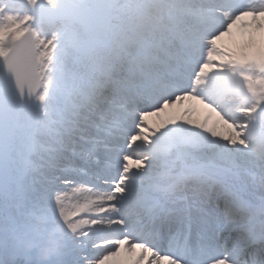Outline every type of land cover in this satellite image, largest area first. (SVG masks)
<instances>
[{"label": "snow or ice", "instance_id": "obj_1", "mask_svg": "<svg viewBox=\"0 0 264 264\" xmlns=\"http://www.w3.org/2000/svg\"><path fill=\"white\" fill-rule=\"evenodd\" d=\"M121 251L264 264V0H0V264Z\"/></svg>", "mask_w": 264, "mask_h": 264}, {"label": "bare ground", "instance_id": "obj_2", "mask_svg": "<svg viewBox=\"0 0 264 264\" xmlns=\"http://www.w3.org/2000/svg\"><path fill=\"white\" fill-rule=\"evenodd\" d=\"M182 108H191L193 110L199 109L201 112V117H196L195 114H193V118L197 121H202L209 115H211L207 109H204L202 105H198L195 101L186 100L184 101L183 105H177L176 107L170 108L167 111H170L171 109H174L176 113H178ZM194 113V111H193ZM160 120V117H149L148 118V124L155 126ZM139 143V142H138ZM135 256V253L129 255L128 253L121 251L120 255L117 257L112 258L108 264H121V261L131 259Z\"/></svg>", "mask_w": 264, "mask_h": 264}, {"label": "rangeland", "instance_id": "obj_3", "mask_svg": "<svg viewBox=\"0 0 264 264\" xmlns=\"http://www.w3.org/2000/svg\"><path fill=\"white\" fill-rule=\"evenodd\" d=\"M239 33V29H236L234 31L233 34L229 35L228 37L223 38V40L221 41V43H223L226 46H231L233 39L236 38L238 36ZM168 114H176L174 109H171L170 111H167ZM196 117H201V112L199 111V109H195L194 113Z\"/></svg>", "mask_w": 264, "mask_h": 264}]
</instances>
